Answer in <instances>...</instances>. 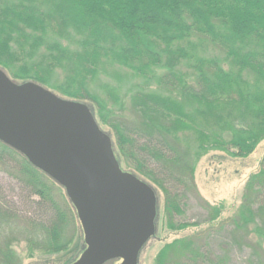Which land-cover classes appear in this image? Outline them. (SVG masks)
Listing matches in <instances>:
<instances>
[{
	"label": "trees",
	"instance_id": "trees-1",
	"mask_svg": "<svg viewBox=\"0 0 264 264\" xmlns=\"http://www.w3.org/2000/svg\"><path fill=\"white\" fill-rule=\"evenodd\" d=\"M114 66L158 90L133 92L122 106L107 87L122 106L115 112L94 90ZM0 69L18 84L94 106L100 128L112 131L121 168L164 195L172 232L198 224L175 223L185 205L171 185H193L198 161L210 152L245 158L264 141V0H0ZM0 166L14 171L26 207L18 220L0 201L2 263L15 258L10 228L25 238L31 257L69 250L81 225L64 188L1 141ZM205 209L202 224L218 222L224 211ZM234 225L264 239V159ZM255 248L251 260L264 264L261 241ZM214 258L210 244L193 236L166 244L156 264H221Z\"/></svg>",
	"mask_w": 264,
	"mask_h": 264
},
{
	"label": "water",
	"instance_id": "water-1",
	"mask_svg": "<svg viewBox=\"0 0 264 264\" xmlns=\"http://www.w3.org/2000/svg\"><path fill=\"white\" fill-rule=\"evenodd\" d=\"M0 141L64 188L86 244L74 264H138L156 233L157 193L123 171L87 104L0 69Z\"/></svg>",
	"mask_w": 264,
	"mask_h": 264
},
{
	"label": "rangeland",
	"instance_id": "rangeland-1",
	"mask_svg": "<svg viewBox=\"0 0 264 264\" xmlns=\"http://www.w3.org/2000/svg\"><path fill=\"white\" fill-rule=\"evenodd\" d=\"M205 51L209 57L220 56L213 52L209 53L208 49ZM181 70L184 74H191V71L186 70V67ZM107 87L117 90L118 102L122 106L124 104L128 105L129 96L133 92L146 89L158 90L154 83L135 77L126 68L119 66L106 68V71L95 84L94 90L104 100L106 105L114 106L115 112H120L122 106L119 107L118 102H112L109 99ZM112 103L117 104L113 105ZM87 105L96 117L94 106L89 103ZM103 130L111 137L113 136L109 128L103 127ZM263 159L264 141L253 154L245 158H235L228 152L213 151L198 161L193 185L187 189H179L171 185L172 192H178L184 196L185 205L184 215L176 217L175 223L198 224L197 227L189 228L185 231L172 232L168 229L167 218L164 213V195L149 183L155 189L158 197L155 222L156 233L142 249L138 264H156L158 253L166 244L177 239L193 236L197 238L201 245L206 240V243L210 244L213 257L220 258L222 260L221 264H256V260L253 259L252 261L251 257L256 249L257 242L261 241V249L258 252V256H260L259 258L263 263L264 239L253 235L247 236V231L236 230L234 225V221L240 218V211L246 193V184L251 176L260 171ZM122 169L126 171L125 166H122ZM24 196L14 171L10 167L0 166V201L7 205L8 210L14 216H18V220L25 219L26 207L23 200H21ZM207 205L210 207L222 205L224 207L218 222L202 224L208 216L205 209ZM209 228H214V232L210 237H207ZM6 234L11 237L13 243L15 258L12 264H74L86 248L82 227L78 231L76 242L69 250L47 256L35 251L34 256L31 257L29 245L25 238L21 235L19 237L18 230L10 228ZM120 262L115 260L107 264H119ZM0 264H3L1 260Z\"/></svg>",
	"mask_w": 264,
	"mask_h": 264
}]
</instances>
